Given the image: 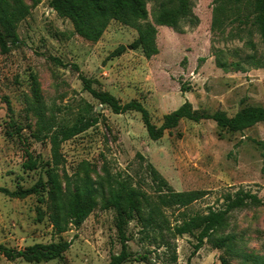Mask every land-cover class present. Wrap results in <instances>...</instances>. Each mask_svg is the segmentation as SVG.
<instances>
[{
    "label": "rangeland",
    "instance_id": "1",
    "mask_svg": "<svg viewBox=\"0 0 264 264\" xmlns=\"http://www.w3.org/2000/svg\"><path fill=\"white\" fill-rule=\"evenodd\" d=\"M8 1L19 19L11 34L5 32L10 51L0 47V187L15 192L41 181L43 188L24 197L0 193V243L16 249L72 244L64 262L0 255V264H111L122 250L114 203L121 192L124 206L127 191L134 192L137 211L126 226L132 257L123 264H264V120L230 128L184 119L152 140L140 113H113L81 80L92 79L122 103L140 101L156 126L185 106L230 117L247 105L264 106V44L250 8L192 0L197 21L184 20L179 30L156 26L158 54L148 58L131 46L137 29L118 20L90 42L57 14L52 0ZM153 4L147 6L150 23ZM223 4L222 24H214ZM120 46L126 50L112 56ZM82 116L97 123L64 141L62 130ZM151 168L177 192L206 195L187 208L157 207ZM240 191L262 203L232 211L192 256L198 231L177 235L175 226L185 216L223 208ZM77 194L90 196L95 207L72 223L68 212ZM220 238L227 240L222 248L215 245Z\"/></svg>",
    "mask_w": 264,
    "mask_h": 264
},
{
    "label": "trees",
    "instance_id": "2",
    "mask_svg": "<svg viewBox=\"0 0 264 264\" xmlns=\"http://www.w3.org/2000/svg\"><path fill=\"white\" fill-rule=\"evenodd\" d=\"M153 1V18L154 23L149 22V11L147 6ZM224 4H235L236 6L247 5L254 14V25L261 35L264 44V0H226ZM224 4L220 9L215 10L213 23H220V16L224 13ZM52 8L60 17L71 20L75 32L90 42H98L111 20L115 19L137 29L138 38L131 45L133 49L142 48L145 55L151 58L158 54L156 39L158 29L156 26H167L179 30V26L184 20L191 23L197 21L193 14L192 0H52ZM19 19L18 13L11 8L8 0H0V47L2 52L10 51L9 44L6 40L5 32L12 33L16 21ZM126 50L125 46H120L112 56H119ZM57 63L60 60L54 58ZM78 69L77 66H74ZM84 89L88 91L100 104L108 106L115 114H125L135 111L141 114L147 133L152 140L161 139L167 130L176 128L184 119L200 122L202 120H213L220 127L238 128L243 122L264 120V106L247 105L241 108L234 116L230 117L225 112L217 111L213 114H201L191 110L188 106L179 109L177 112L166 114L160 126L153 124L148 109L137 100L122 103L117 97L108 91L98 90L93 86L94 81L81 75ZM97 123V118L79 117L76 122L62 130L63 140L67 141L81 134ZM153 180L157 186L156 201L153 202L157 207L166 208H187L193 203L202 199L206 192L201 190L193 191H175L159 172L151 168ZM53 187L60 191L61 185L57 178L53 180ZM43 188L40 181L31 188L11 192L7 188L0 187V193L24 197L38 193ZM125 190V187H124ZM132 192H126L124 196V206L122 205V193L120 192L114 203L117 211V228L122 242V250L119 254L111 257V264H123L131 260L132 254L129 251L128 237L126 226L129 221L133 220L137 211V204ZM262 203L261 198L256 194L240 191L234 196L229 195L223 208L219 210L210 209L209 212L202 215L185 216L181 224H177L174 231L177 235L192 234L196 231L197 243L192 252L194 256L210 239L213 234L222 229L228 219L229 214L239 208L247 205H259ZM95 202L90 196L75 195L70 210L69 218L74 222H80L86 219L93 211ZM55 226L61 232L67 231L62 228V220L54 217ZM226 239L216 240V247L222 248L226 245ZM71 242H58L49 244H35L23 249H16L0 243V255L8 260L23 259L27 262L39 263L49 262L59 259L64 262V254L71 246ZM223 264H228L222 259ZM188 264H191L189 260Z\"/></svg>",
    "mask_w": 264,
    "mask_h": 264
}]
</instances>
